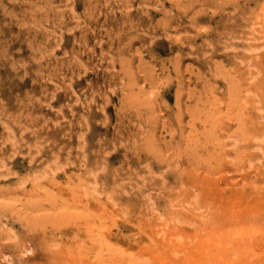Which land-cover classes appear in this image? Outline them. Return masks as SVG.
Masks as SVG:
<instances>
[{
    "label": "rangeland",
    "instance_id": "rangeland-1",
    "mask_svg": "<svg viewBox=\"0 0 264 264\" xmlns=\"http://www.w3.org/2000/svg\"><path fill=\"white\" fill-rule=\"evenodd\" d=\"M263 237L264 0H0V264Z\"/></svg>",
    "mask_w": 264,
    "mask_h": 264
},
{
    "label": "bare ground",
    "instance_id": "bare-ground-1",
    "mask_svg": "<svg viewBox=\"0 0 264 264\" xmlns=\"http://www.w3.org/2000/svg\"><path fill=\"white\" fill-rule=\"evenodd\" d=\"M150 201H151V200H150ZM220 224H221V223H220ZM222 225H223V224H222ZM220 226H221V225H220ZM223 227H224V226H223ZM223 229H224V228H223ZM257 230H258V229H257ZM262 235H263V234H262ZM263 238H264V237H263ZM96 239H97V238H96ZM255 239H256V238H255ZM262 241H263V240H262ZM218 242H219V241H217V243H218ZM220 243H221V242H219V245H221ZM210 244H211V243H210ZM255 244H258V243H255ZM159 245H161L160 242H158L157 246H159ZM211 246H212V245H211ZM211 246H210V247H211ZM259 246H264V245H260V244H259ZM212 247H213V246H212ZM157 248H159V247H157ZM157 248H156V249H157ZM179 248H181V247H179ZM179 248H178V251L180 252V249H179ZM215 248H216V247H215ZM262 248H263V247H262ZM165 249H166V248H165ZM165 249H164V250H165ZM167 249H170V247L167 248ZM181 249H182V248H181ZM158 252H160V251L158 250ZM161 252H162V251H161ZM175 252H176V251H174V254H175ZM157 254H158V253H157ZM155 255H156V253H155ZM155 255H154V256H155ZM193 255H194V254H193ZM79 256H80V255H79ZM157 256H158V260H160V256H159V254H158ZM170 257H171V256H170ZM170 257H169V258H170ZM173 257H174V256H173ZM209 257H210V256H209ZM154 258H155V257H154ZM161 258H162V256H161ZM171 258H172V257H171ZM155 260H156V259H154V262H156ZM166 260H167V259H166ZM166 260L163 259V261H162V260H160V261H162L163 263H164V261H165V262L168 264V261H169V260H168V261H166ZM172 260H173V261H170V262H169L170 264H208V260H207V262H203V263H201V262H196V261L193 262V261H191L188 257H186V258H185V257H184V258L182 257V259H180L182 262H180V260H178V261L175 260V259H172ZM217 260H218V259L213 258L211 263H212V264H216V263L218 262ZM75 261H76V260H75ZM80 261H81V260H80ZM82 262H83V261H82ZM96 262H97V260H96ZM115 262H116V261H115ZM154 262H153V263H154ZM157 262H158V261H157ZM157 262H156V263H157ZM162 262H159V263L161 264ZM80 264H81V263H80ZM88 264H89V263H88ZM154 264H155V263H154ZM220 264H224V263L222 262V263H220Z\"/></svg>",
    "mask_w": 264,
    "mask_h": 264
}]
</instances>
